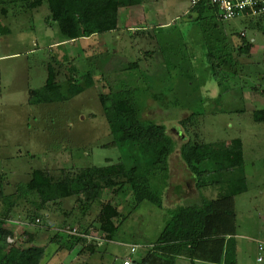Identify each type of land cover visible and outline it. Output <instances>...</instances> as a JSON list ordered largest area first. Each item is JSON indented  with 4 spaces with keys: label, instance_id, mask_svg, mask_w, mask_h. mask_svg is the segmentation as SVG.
<instances>
[{
    "label": "rangeland",
    "instance_id": "374dc122",
    "mask_svg": "<svg viewBox=\"0 0 264 264\" xmlns=\"http://www.w3.org/2000/svg\"><path fill=\"white\" fill-rule=\"evenodd\" d=\"M147 5L120 9L119 31L59 42L63 37L56 24L45 22V1L29 16L13 15L11 11L19 7L18 3L0 0L3 190L11 193L25 186L35 168L56 171L62 167L125 161L126 156L117 146L105 145L111 135L98 94L109 88L133 87L141 117L165 125L178 145L192 139L199 142V151L204 153L225 148L234 138L241 139L246 190L233 198V227L226 235L227 255L236 264H264V123L253 119V112L264 108V31L252 28L244 17L223 20L215 8L197 18L190 0H161L153 3V8ZM2 8L5 12H1ZM127 11H133V16L125 18ZM136 28L145 30L135 33ZM241 32L253 41L249 55H238L234 49ZM55 42L59 43L54 45ZM145 51L152 54L146 55ZM13 52L18 54L11 55ZM208 54L228 76L223 86L225 92L212 77ZM53 57L62 63L55 68L58 91L66 100L30 103L28 89L45 84L46 67ZM69 61L77 73L75 79L67 82ZM134 61L138 66L127 69ZM86 70L91 71L93 84L70 96L71 88L83 84L79 76ZM188 115L192 119L182 126L180 120ZM169 168L168 198L163 206L141 202L129 216L120 219L112 240L95 238L99 232L93 229L101 201L111 197L109 190L84 210L71 197L45 205L39 210L43 217L36 222L45 225L27 226L37 230L36 245L44 246L40 264H122L126 257L137 258L155 242L164 227L169 218L166 207L180 201L199 202L200 193H204L203 189L196 191L178 148L169 157ZM175 184H179L177 194L173 190ZM205 194L215 196L208 191ZM127 202L125 199L119 205L123 215L127 213ZM32 210L29 204L21 205L17 211L21 215L14 218L18 222L7 223L14 232L10 241L24 243L21 233L25 228L20 219ZM67 226L81 232L88 229L86 242L95 244L97 249L79 255L80 243L72 246L67 240ZM56 231L62 237L59 243L49 241ZM131 245L136 247L133 253L129 250ZM175 264L192 263L177 256ZM193 264L210 263L195 260Z\"/></svg>",
    "mask_w": 264,
    "mask_h": 264
},
{
    "label": "trees",
    "instance_id": "16d2710c",
    "mask_svg": "<svg viewBox=\"0 0 264 264\" xmlns=\"http://www.w3.org/2000/svg\"><path fill=\"white\" fill-rule=\"evenodd\" d=\"M46 2L48 13L47 25L55 23L64 41L88 38L97 33L112 32L118 29L119 10L136 6L147 0H27L28 9L36 8ZM197 12V18L207 13L213 6L202 2L191 5ZM216 9V8H215ZM249 19L252 28L264 31V14ZM252 21L255 23L252 24ZM145 29L136 28L144 32ZM253 41L247 40L244 32L240 33L239 43L235 46L238 55L250 54ZM151 55L152 51H145ZM212 77L225 92L223 86L228 79L219 64L211 55H207ZM69 61L67 78L75 79L77 69ZM62 63L53 57L47 64V77L41 88L28 90L30 103H48L66 100L59 93L58 71L55 66ZM138 66V62L129 63L128 68ZM83 84L71 88L73 96L93 84L91 71L86 70L79 76ZM221 90V93H222ZM111 140L105 145L114 144L125 157L103 166L62 167L52 169H32L30 179L25 186H19L11 193H5L0 182V264H40L44 246L36 245L37 230L27 226L38 225L43 217L41 208L50 203H58L64 198H74L80 208L87 209L93 202L100 200L109 190L111 197L101 201L94 218V230L103 241L112 240L118 229L119 221L129 216L143 201L156 206H163V195L170 185L169 157L178 148L179 158L192 175L196 191L200 193L199 202L174 203L167 207L169 218L158 234L155 242L147 250L134 258L138 264H175L177 256H184L193 264L202 260L213 264H236L231 255H227L226 235L233 227V198L246 190L244 173L243 147L240 138H234L221 149L199 151V142L187 139L178 143L167 132L165 125L141 117V108L135 97V88H122L98 94ZM192 117L180 120L185 126ZM256 122L264 123V108L253 112ZM209 188L208 190H205ZM181 191V190H179ZM215 196L208 197L205 194ZM128 200L126 214L119 210V205ZM29 204L33 210L21 216L24 225L22 235L24 243L18 245L14 240L12 228L8 222H18L15 216L21 205ZM121 219V220H120ZM43 223L39 224L41 228ZM64 227V224L62 225ZM75 227L67 226L64 231L70 234L67 240L73 246L80 243L78 254L83 251L93 253L97 246L88 239L89 230L77 233L67 232ZM61 234L55 232L49 241L60 242Z\"/></svg>",
    "mask_w": 264,
    "mask_h": 264
},
{
    "label": "built area",
    "instance_id": "2783aa9c",
    "mask_svg": "<svg viewBox=\"0 0 264 264\" xmlns=\"http://www.w3.org/2000/svg\"><path fill=\"white\" fill-rule=\"evenodd\" d=\"M202 2L205 5L213 6L218 11V17L223 20H230L238 17H255L264 14V0H190L191 5H195ZM67 232L72 234L77 233L75 228L68 230ZM84 235V234H80ZM87 238L89 235H85ZM100 239V237H95ZM261 248V245H258ZM130 253L136 251L135 245L130 246ZM261 259L258 258V261ZM122 264H138L137 261L130 257L123 259Z\"/></svg>",
    "mask_w": 264,
    "mask_h": 264
},
{
    "label": "crops",
    "instance_id": "0c3cea01",
    "mask_svg": "<svg viewBox=\"0 0 264 264\" xmlns=\"http://www.w3.org/2000/svg\"><path fill=\"white\" fill-rule=\"evenodd\" d=\"M10 1H12V2H15V3H18V5H19V7L17 8V9H15V10H12L11 12H12V14L13 15H18V14H28L29 16H31V14H32V10H34L35 8H32V9H28V7H27V0H10ZM159 1H161V0H147V1H145L144 3H142V4H148L147 5V7L149 8H153V3H157V2H159ZM126 8H128V7H126ZM122 9V8H121ZM5 10L6 9H4V8H2L1 9V12H5ZM157 11V10H156ZM155 11V12H156ZM128 12V11H127ZM119 13H120V10H119ZM130 16H133V11L132 12H128V15H127V17H125V18H128V17H130ZM253 23H255V21H252V24ZM166 24V23H165ZM164 25V24H163ZM251 25V24H250ZM121 27H119L118 26V29H117V31H119V29H120ZM112 32H114V31H112ZM117 35H118V38L120 37V34H118L117 33ZM150 35V34H149ZM245 35V34H244ZM59 42H64V40L62 39L61 41H59ZM59 42H55L54 43V45L56 44V43H59ZM239 43V39H237L236 40V43L233 45L234 47L236 46V44H238ZM253 45V44H252ZM252 48V47H251ZM18 54V52H13L11 55H17ZM5 55H8V54H4V55H2V56H5ZM10 55V54H9ZM57 58V57H56ZM29 90V89H28ZM176 186H179V184H175V185H173V190H174V192L176 193ZM168 188H166V191L164 192V195H163V201L165 200V198H168L167 197V193H168V190H167ZM166 194V195H165ZM177 194V193H176ZM176 203V202H175ZM170 207H172V205L170 206ZM167 208V207H166ZM207 263H209V262H207ZM210 264H213V263H210Z\"/></svg>",
    "mask_w": 264,
    "mask_h": 264
}]
</instances>
